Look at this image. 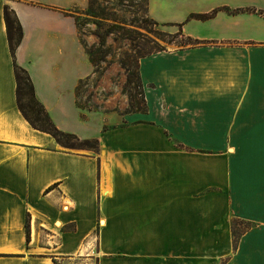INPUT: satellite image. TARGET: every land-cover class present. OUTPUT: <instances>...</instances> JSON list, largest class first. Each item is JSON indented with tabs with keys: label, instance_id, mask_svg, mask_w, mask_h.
<instances>
[{
	"label": "crops",
	"instance_id": "0c3cea01",
	"mask_svg": "<svg viewBox=\"0 0 264 264\" xmlns=\"http://www.w3.org/2000/svg\"><path fill=\"white\" fill-rule=\"evenodd\" d=\"M88 5L0 0V264H264V0H147L192 44L140 57L146 112L130 114L79 106L96 74ZM5 7L23 31L14 56ZM16 65L53 124L98 151L25 119Z\"/></svg>",
	"mask_w": 264,
	"mask_h": 264
},
{
	"label": "rangeland",
	"instance_id": "374dc122",
	"mask_svg": "<svg viewBox=\"0 0 264 264\" xmlns=\"http://www.w3.org/2000/svg\"><path fill=\"white\" fill-rule=\"evenodd\" d=\"M76 12L81 40L96 66L93 79L79 86V105L99 110L111 98L107 108L123 114L131 113L132 102L143 108L141 89L133 79L140 57L186 47L187 39L151 19L147 0H90L86 9ZM127 69L132 84H127ZM232 227L235 243L244 228L236 221Z\"/></svg>",
	"mask_w": 264,
	"mask_h": 264
},
{
	"label": "trees",
	"instance_id": "16d2710c",
	"mask_svg": "<svg viewBox=\"0 0 264 264\" xmlns=\"http://www.w3.org/2000/svg\"><path fill=\"white\" fill-rule=\"evenodd\" d=\"M90 2V0H89ZM230 12V10H227ZM216 13V12H214ZM214 13L212 14H191L189 19H196V20H207L211 18ZM5 21L7 25V32H8V39L9 45L12 55H15V51L23 38V31L22 27L15 16L14 12L10 10L9 7H5ZM178 34L182 35L181 32ZM103 41L101 40V43ZM186 45L192 44V40L188 39L185 42ZM185 46V45H184ZM163 50V49H161ZM158 50V51H161ZM89 55V54H88ZM90 57V55H89ZM143 57V56H142ZM91 62L94 64L93 59L90 57ZM95 65V64H94ZM15 75H16V82H17V104L19 110L21 111L22 115L25 119L36 129L49 133L51 136L54 137L56 142L65 147V148H77V149H85L91 151H98L99 142L97 139L92 140H80L77 136L65 133L60 131L50 119V116L46 112L43 105L37 100L35 96V90L31 79L26 70L18 67H15ZM134 81H136L135 88L141 89V96L143 102V108H135L133 102L131 103L132 111L131 113H145L146 112V102L143 95L142 90V83L138 73V65L136 74L133 75ZM132 76H130V71L127 69V84H132ZM26 100V103L23 101ZM80 106V105H79ZM81 107V106H80ZM83 108V107H81ZM26 228H27V240L29 241V219L26 220ZM238 242L235 241V244Z\"/></svg>",
	"mask_w": 264,
	"mask_h": 264
}]
</instances>
